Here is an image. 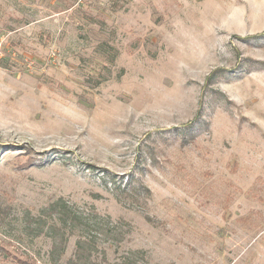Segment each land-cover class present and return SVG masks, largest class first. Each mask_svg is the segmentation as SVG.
I'll return each mask as SVG.
<instances>
[{"label":"rangeland","instance_id":"rangeland-1","mask_svg":"<svg viewBox=\"0 0 264 264\" xmlns=\"http://www.w3.org/2000/svg\"><path fill=\"white\" fill-rule=\"evenodd\" d=\"M20 261L264 264V0H0Z\"/></svg>","mask_w":264,"mask_h":264},{"label":"trees","instance_id":"trees-1","mask_svg":"<svg viewBox=\"0 0 264 264\" xmlns=\"http://www.w3.org/2000/svg\"><path fill=\"white\" fill-rule=\"evenodd\" d=\"M32 153V151H30V154ZM35 160L33 159V158H31V160H30V162H34ZM20 263L21 264H28V262L26 261V262H24V261H20ZM33 264H35V263H33Z\"/></svg>","mask_w":264,"mask_h":264}]
</instances>
